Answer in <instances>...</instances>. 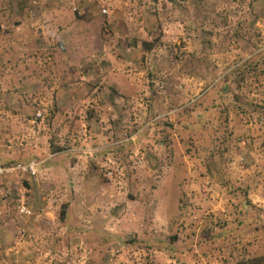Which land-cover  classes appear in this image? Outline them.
<instances>
[{
	"label": "rangeland",
	"instance_id": "374dc122",
	"mask_svg": "<svg viewBox=\"0 0 264 264\" xmlns=\"http://www.w3.org/2000/svg\"><path fill=\"white\" fill-rule=\"evenodd\" d=\"M34 1L0 0V167L38 164L0 264L264 259V0Z\"/></svg>",
	"mask_w": 264,
	"mask_h": 264
},
{
	"label": "trees",
	"instance_id": "16d2710c",
	"mask_svg": "<svg viewBox=\"0 0 264 264\" xmlns=\"http://www.w3.org/2000/svg\"><path fill=\"white\" fill-rule=\"evenodd\" d=\"M150 45H151V44L148 43V42H145V43L143 44L144 48L147 49V50H151V46H150ZM263 57H264V56H263ZM263 62H264V59H263ZM247 68H248V66L245 65V66H243V67L238 68L237 72H238V73H244L245 70H246ZM238 73H237V75H239ZM222 94H223V95H227L228 92H224V91H222ZM234 98H238V97L234 96ZM237 100H238V99H237ZM232 104H233V103H232ZM229 105H231V104H229ZM214 108L220 110V106H213L212 108H205V109L203 110V112H202V116H201V117H204L205 114H206V112L208 113V112L212 111V109H214ZM226 108L228 109L227 104L224 103L223 105H221V111H220L221 115H224V114H222V113H223V112H222V109H226ZM225 113H226V112H225ZM225 115H226V114H225ZM184 196H185V202H184L183 207H182V210H183V220H184L185 217H187V216L190 217V216H191L192 209H191V207H189V206H190L189 204H190L191 202H193V200L197 201L198 198L201 197L200 194L196 192V190H192V191H190V192H187ZM194 208H195V206H194ZM243 208H244V210H246V211H247V209H248V208L245 207V206H243ZM64 215H65V212L62 210V212H61V218H62V219L64 218ZM186 215H187V216H186ZM227 236H228V235H227ZM176 237H177V236H175V239H176ZM222 238H223V239L226 238V234L223 233V232H219V233H217V234L211 236V239H212V240H215V239H217V240H221ZM244 259H246V258H242V260L239 261L238 264H264V259H263V258H252V257H251V258H247V260H244Z\"/></svg>",
	"mask_w": 264,
	"mask_h": 264
},
{
	"label": "built area",
	"instance_id": "2783aa9c",
	"mask_svg": "<svg viewBox=\"0 0 264 264\" xmlns=\"http://www.w3.org/2000/svg\"><path fill=\"white\" fill-rule=\"evenodd\" d=\"M34 5L37 4V0H35L33 2ZM75 11L78 10V8H74ZM32 13V12H31ZM103 13H106V11H103ZM243 158L240 159V164H242L243 162ZM37 167H38V164L35 163V162H31L29 163L28 165H17L15 167H0V175H9V174H13L15 171H19L20 173H25V174H28V175H31V176H35L38 172L37 170ZM23 214H26V215H30L31 212L27 209L26 206H23L22 207V211H21Z\"/></svg>",
	"mask_w": 264,
	"mask_h": 264
},
{
	"label": "crops",
	"instance_id": "0c3cea01",
	"mask_svg": "<svg viewBox=\"0 0 264 264\" xmlns=\"http://www.w3.org/2000/svg\"><path fill=\"white\" fill-rule=\"evenodd\" d=\"M52 16L51 17H56V15L58 14V13H56V12H54V11H52L51 13H50ZM59 19V18H58ZM59 24H57V22H54V24L53 25H47L46 26V24L45 25H43V26H41L43 29H44V31H47L48 32V30L50 29V28H52V30L54 31V34H56V32H58L60 29H59V26H58ZM72 29V31H73V27L71 28ZM55 39H57L58 41L61 39L60 38V36L59 37H55ZM23 41V40H22ZM24 43V42H23Z\"/></svg>",
	"mask_w": 264,
	"mask_h": 264
}]
</instances>
